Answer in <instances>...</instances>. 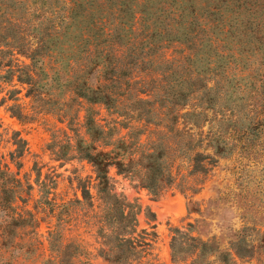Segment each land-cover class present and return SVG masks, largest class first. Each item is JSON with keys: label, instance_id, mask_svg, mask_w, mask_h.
<instances>
[{"label": "rangeland", "instance_id": "obj_1", "mask_svg": "<svg viewBox=\"0 0 264 264\" xmlns=\"http://www.w3.org/2000/svg\"><path fill=\"white\" fill-rule=\"evenodd\" d=\"M121 1L107 0L102 10L92 7L95 0H82L62 34L71 0H0V166L22 184L4 186L0 176V264H116L99 253L96 171L78 150L91 141L90 131L96 135L97 127L87 129V108L94 109L108 143L95 142L98 150H114L129 164L126 173L109 166L115 191L139 205L138 229L157 234L151 255L133 264H264V8L243 14L221 8L224 22L198 24L201 44L182 63V54L192 52L184 43L154 41L163 44L153 56L157 65L129 78L145 77L149 85L124 83V90H112L110 106L90 104L74 94L76 75L68 63L79 53L74 44L89 23L88 10H102L103 24L112 26L109 6ZM190 2L207 21L219 0H133L122 25L146 31L170 21L178 29L175 8L187 6L178 16L186 22L193 18ZM140 8L147 11L135 25ZM152 9L164 23H154ZM244 18L260 26H245ZM42 44L49 49L37 64L47 74H39L34 91L23 78L32 63L29 50ZM101 70L99 65L82 79L96 87ZM195 86L201 88L193 91ZM16 133L26 140L21 156H13ZM149 153L151 161L160 155L162 170L173 174L158 197L140 179L139 162L150 161ZM199 153L210 157L199 156L196 169ZM201 241L213 247L200 254L192 246Z\"/></svg>", "mask_w": 264, "mask_h": 264}, {"label": "trees", "instance_id": "obj_2", "mask_svg": "<svg viewBox=\"0 0 264 264\" xmlns=\"http://www.w3.org/2000/svg\"><path fill=\"white\" fill-rule=\"evenodd\" d=\"M72 5L69 7L68 14L62 20V34L65 33V28L70 26L73 22L75 14H77V9L81 4L82 0H71ZM133 0H123L114 6L111 4V11L115 17V24L112 26H107L103 24L102 21V10L107 4V0H95L92 7L101 8V12L97 13L93 8H90L85 14L89 16V23L85 26L82 36L80 37L78 44H74L79 48V53L72 55V61L69 62V67L73 70L72 73H75V79L73 81V91L77 96L84 98L88 103H103L108 106L113 104L115 97L112 95V90H124V83L127 87L134 86L136 83H141L143 86L149 85L147 80H144L141 77L140 79L132 82L129 78L134 73H150L151 70L148 68L152 65H157L156 58H153L154 54L158 51L159 47L163 44H156L154 41H172L181 42L186 45L187 48L191 49L190 53H183L181 60L178 61L182 63V60L191 59L192 54L197 51L199 45L201 44V38L197 37L198 32H195L196 26L198 24H205L211 21L219 20V22H224L225 18L221 13V8L230 6L229 12L232 14L239 13L243 14L245 12H251L253 10H260L264 8V0H219L214 7L208 9L209 20L201 21L199 20V14L197 13L195 6L190 2L189 6L191 7V15H193L190 20L186 22L184 18H179L182 16L184 10L187 6L182 7L176 6L175 11L177 10L176 15L173 16L174 21L180 24V28L173 26L172 22H165L162 28L154 27L153 25H148V30L137 29L134 27V24L131 28H126L123 23H126L124 20L125 16L122 14L130 9V3ZM147 3V2H146ZM145 3V4H146ZM153 3L150 8H153ZM177 2L172 3L175 5ZM144 2L140 4L145 5ZM158 9H160L158 7ZM179 9L181 10L180 12ZM147 10L139 9V15L136 13L133 16V23H136L144 18L143 13ZM235 12V13H234ZM150 13H154L155 22H163V14H157V10H150ZM246 15V14H245ZM72 21L70 22V20ZM242 23L245 26L255 27L260 26V24L250 18H244ZM132 23V22H131ZM213 23V22H212ZM168 35V38H164L165 35ZM161 38H157L156 36ZM155 38V39H154ZM200 41V42H199ZM47 46L40 45L36 48L29 50L28 54L32 63L26 65L29 70L26 74V77L23 78L26 83L30 85V90H34L38 87V76L41 73L47 74L40 65L37 64L39 60V54H42L43 51H47ZM1 51V50H0ZM180 59V58H178ZM168 60H164V63H167ZM175 63V62H174ZM158 63V65H160ZM173 61H171L170 69L175 70L177 66H173ZM102 65V79L96 87H93L88 84L87 79L82 77L84 73H89L90 70L96 68L97 66ZM37 68V69H36ZM185 69L188 70V66H185ZM58 72V70H57ZM5 77V75L0 74V78ZM127 77V78H125ZM201 86H195L193 91L198 90ZM186 94H183V97ZM176 103V102H175ZM86 126L87 129L95 130L96 135L90 131L91 141L85 142L86 146H78V150L81 155L93 163L96 171V180H97V193L102 201V210L101 213L97 216L98 221V236L100 238L101 246L99 248V253L106 257L108 260L116 264H133L135 261H141L142 258H145L148 255H151L153 245L156 241L157 234L156 232H149L146 229H138V220L137 214L139 210V205L129 201L123 194L115 191L114 184L111 181V178L108 174V168L111 165H115L118 168L119 173H126L128 170L129 164H124L118 158V152L114 150H98L95 142L101 141L105 145H108L105 142L104 131L98 126L93 117L94 109H86ZM20 116V115H18ZM21 117V116H20ZM13 138L14 143L17 145L15 153L13 156H21L26 147V140L19 136L18 133ZM94 142V143H93ZM220 153L219 151H215ZM154 153H149L146 155V159L149 158L147 163L142 160L139 162L140 165L144 168V176L141 179L143 187L147 188L154 197H158L163 192L164 188L173 181V174L170 170L164 172L161 167V162L158 159L160 155L153 158ZM199 156L210 157L209 154L202 155L201 153L197 154L194 168L197 169V160ZM135 161H130L133 164ZM162 175L163 180L160 182L158 176ZM0 176L3 177L4 186H22L21 181L11 176L7 170H2L0 166ZM82 186V195L84 200L90 201L93 196L87 185L83 184ZM155 218V214H152ZM153 218V219H154ZM174 232L182 233L179 228H173ZM188 239L197 240L194 236H190L188 233H182ZM176 236H173V241L176 240ZM200 245V246H198ZM69 245H66L68 247ZM195 247L196 251L199 249L200 254H204L207 251V248L213 247L212 243L201 241V243H195L192 246ZM174 249V247H173ZM197 252V256L199 255ZM175 252V251H174Z\"/></svg>", "mask_w": 264, "mask_h": 264}]
</instances>
